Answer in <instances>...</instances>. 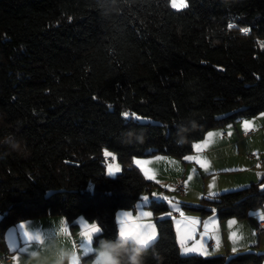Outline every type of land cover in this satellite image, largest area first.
Returning <instances> with one entry per match:
<instances>
[{
    "label": "trees",
    "instance_id": "16d2710c",
    "mask_svg": "<svg viewBox=\"0 0 264 264\" xmlns=\"http://www.w3.org/2000/svg\"><path fill=\"white\" fill-rule=\"evenodd\" d=\"M186 2L0 0V244L19 221L57 216L71 228L79 217L95 222L94 246L115 239L116 212L158 186L134 157L183 159L209 131L264 112V0ZM10 136L23 151L4 143ZM105 148L121 165L114 177ZM179 204L243 220L264 208V177ZM146 206L157 237L143 264L264 262L258 243L183 255L172 218L161 216L169 203Z\"/></svg>",
    "mask_w": 264,
    "mask_h": 264
},
{
    "label": "crops",
    "instance_id": "0c3cea01",
    "mask_svg": "<svg viewBox=\"0 0 264 264\" xmlns=\"http://www.w3.org/2000/svg\"><path fill=\"white\" fill-rule=\"evenodd\" d=\"M245 124L249 125V127L246 128ZM246 130L251 132L249 137L243 136ZM245 142H249V146L251 147L256 146L255 149L253 147L249 148V150L255 151L258 154H250L249 157H245L241 154V146ZM262 142L264 143V112L240 123L209 131L203 139L194 143L193 152L183 159L166 155L134 157L132 159V164L138 167L144 175L145 169H147L149 175L152 177L150 179L148 175H145L147 179L154 181L158 185L168 187H170V184L178 177L176 175H179L181 171H183L184 175L180 180L183 181L186 187L184 195L185 201L190 202L197 200V203H199L204 197L229 191L227 190L230 189L228 188L230 187L229 185H232V189H239L260 181L264 177V168L259 166L261 157H264V152H261L264 151L263 147L261 148ZM196 145H200L201 148L197 149ZM236 146L240 147L238 148V154L233 150ZM236 155H241V158L237 160V162H240V165L236 166V168L230 167V165L234 163L233 157ZM244 159L248 162L247 166L246 164H242ZM137 160L145 163L143 166L138 165L136 163ZM195 167L200 176L205 179L203 187L197 186L194 182L196 181V175L194 173H191V176H189L190 172H194L192 168ZM246 167H249V171L241 179H236L235 177L230 181H225V179L221 177L222 174L235 171L234 169L241 170L246 169ZM208 178H210L211 183L206 185V180ZM166 192H168V190H166ZM144 197H148V200H144ZM156 197L158 196H155L153 191H151V193H144L135 209L118 210L115 214L118 234L121 227L120 221L124 218L126 213H131L133 218H135L140 215L141 211L150 212L152 214L150 220H145L143 222L151 223L155 226V216L151 210L147 208L146 204L151 198L163 199L168 203L169 200L173 199L170 193V198L166 195H159V198ZM177 202L179 203V201ZM170 206L172 210L161 216L172 218L175 236L181 254L183 253L176 228V222L181 219V212H183L184 216L199 222L196 226L194 239L189 240L187 246L191 247L193 244L199 242L202 236H205V226L214 229L210 232L213 238L208 239L205 236L209 253L207 256L231 253L234 252L233 248H236L237 252L238 250L241 251V249L247 248L254 243L257 237L261 242L264 240V238H259L260 235L256 232V225L264 221V219H261V216L264 215V208L251 211L249 217L243 220L236 218L219 220L216 213L203 217L199 213L182 209L180 204L176 203ZM233 220L236 222L235 224L231 223ZM76 223L77 225L71 228L67 220L61 216L19 221L6 229L4 240L0 244V255L9 256L10 264H58V259L61 256L67 257V259L63 261V264H70L73 256L76 257L78 264H87L89 260L83 258L91 254L95 246L92 242L89 244L84 238V227L87 224L89 227L94 225L99 230L100 228L95 222H89L83 217H79ZM233 232L237 233L240 237L236 242L231 238ZM97 233L98 232L91 233L92 240ZM155 233V238L151 242L157 237L156 227ZM28 237H33V239L29 240ZM36 237H39V240L35 239ZM41 241H43V243H41ZM88 249H91V251H88ZM33 253L37 254L35 258H33ZM191 254L197 253L183 255Z\"/></svg>",
    "mask_w": 264,
    "mask_h": 264
},
{
    "label": "snow or ice",
    "instance_id": "6c2138e0",
    "mask_svg": "<svg viewBox=\"0 0 264 264\" xmlns=\"http://www.w3.org/2000/svg\"><path fill=\"white\" fill-rule=\"evenodd\" d=\"M171 6L173 8H183L186 7L187 4L181 3L177 4V0H171ZM127 115V114H125ZM245 127H249V125L245 124ZM197 149H200V145H196ZM111 153L106 152L105 156H110ZM191 159V158H190ZM136 163L138 165L143 166L145 162L137 160ZM114 171H119L118 166L115 168V170L112 168V166H109V174H114ZM145 175H148L151 179L152 177L149 175L147 169H145ZM144 200H148V197H144ZM151 213L146 211H141L140 215L138 217L133 218L131 213H126L124 218L121 219V227L119 229V235L124 237H130V238H136L139 240L143 245L148 246L149 243L155 238V226L151 223H145L143 221L150 220ZM181 219L176 222V228L177 232L179 234V243L181 246V250L183 254H190V253H197L199 255L207 256L209 255L207 246H206V239L205 236L208 239L213 238L210 235V232L213 231V228H210L209 226H205V236H202L200 241L193 244L191 247L187 246V242L189 240L194 239V233L196 230V226L198 225V221L195 219L188 218L184 216L183 212L180 213ZM261 219H264V215L261 216ZM232 224H235L236 222L233 220L231 222ZM93 232H99V229L96 228L94 225L89 227L87 224L84 227V238L88 241L89 244L92 242L91 233ZM29 240H32L33 237H28ZM234 242L238 241L240 237L237 235V233L233 232L232 237ZM35 239L39 240V237H36ZM43 243V241H41ZM88 251H91V249H88ZM233 251H236V248H233ZM70 264H78L77 259L75 256L72 257Z\"/></svg>",
    "mask_w": 264,
    "mask_h": 264
},
{
    "label": "clouds",
    "instance_id": "9594fccd",
    "mask_svg": "<svg viewBox=\"0 0 264 264\" xmlns=\"http://www.w3.org/2000/svg\"><path fill=\"white\" fill-rule=\"evenodd\" d=\"M5 144L13 151H23L22 142L14 137H7ZM52 192V190H49ZM47 194V193H46ZM146 246L136 238L124 237L119 234L115 239L101 238L93 248L91 260L87 264H143ZM37 256L33 253V258ZM83 258V257H82ZM67 257L61 256L58 264H63Z\"/></svg>",
    "mask_w": 264,
    "mask_h": 264
},
{
    "label": "rangeland",
    "instance_id": "374dc122",
    "mask_svg": "<svg viewBox=\"0 0 264 264\" xmlns=\"http://www.w3.org/2000/svg\"><path fill=\"white\" fill-rule=\"evenodd\" d=\"M186 2V0H177V4H181V3H185ZM186 4H187V2H186ZM173 8V7H172ZM184 8V7H183ZM173 9H175V10H179V9H182V8H173ZM246 131H249V130H246ZM246 131H244V132H246ZM254 147V146H253ZM253 147H251V146H249V142H245V143H243V145L241 146V154H243L245 157H249V155L250 154H258L257 152H255V151H250L249 150V148H253ZM256 147V146H255ZM255 147H254V149H255ZM263 147V150H264V143L262 142L261 143V148ZM238 148H240L239 146H236L233 150H234V152H236V154H238ZM106 152H108V153H111V155L110 156H105V153ZM261 152H264V151H261ZM103 154H104V156H105V158H106V173H107V175L108 176H110V177H114L115 175H117L119 172H120V170H121V165H120V163L118 162V160H117V158H116V156H115V154H114V152L113 151H111V150H109V149H104L103 150ZM264 154V153H263ZM187 157V156H186ZM185 158V157H184ZM241 158V155H236L235 157H233V162L234 163H232V165H230V167H233V168H236V166H239L240 165V162H237V160L238 159H240ZM243 159V158H242ZM186 160V159H185ZM184 161V160H183ZM242 164H246V166H247V164H248V162H247V160H245L244 159V162H242ZM112 166V168L115 170V168L118 166V168H119V171H114V174H109V166ZM191 166V165H190ZM257 168V167H256ZM191 169V168H190ZM192 169H194L193 171L194 172H190L189 173V176H191V173H194L195 175H196V181H194L196 184H197V186H199V187H203L204 186V184H205V179H204V177H202V176H200V174H199V172H198V170H196V167L195 168H192ZM235 171H232V172H229V173H226V174H222L221 175V177H222V179H225V181H230L231 179H233V178H235L236 177V179H241L242 177H244V175H246L247 173H248V171H249V167H246V169H241V170H238V169H234ZM183 171H181V173L179 174V175H176V176H178V177H176V176H174V177H176V179H175V181H173L171 184H170V187H168V186H163V185H158V187H155V188H153V192H154V194H155V196H158V197H156V198H159V195H166V196H168L169 197V193L170 194H172V197L171 198H173V199H171V200H169V204L170 205H175L176 203L177 204H179L177 201H185V197H184V195H185V192H184V195H181V194H179L178 193V191L176 190V186H177V184L178 183H180L182 180H180L182 177H183ZM173 180V179H172ZM211 180H210V178H208L207 180H206V185H208L209 183H211L210 182ZM259 182V181H258ZM174 186V187H173ZM230 187H228V188H230V189H227V190H229V191H231V190H238V189H232V185H229ZM173 188V189H172ZM239 189H241V188H239ZM166 190H168V192H166ZM185 191H186V188H185ZM170 198V197H169ZM158 200H160V199H158ZM190 202H198L197 200L196 201H190ZM257 237V236H256ZM259 238H264V235H260L259 236ZM256 243H258V247L257 248H253V250H256V251H258V252H264V240L261 242L259 239H258V237L256 238V240L254 241V243H252L251 245H249V247H247V248H244V249H241L242 251L243 250H249L250 248H251V246L253 245V244H256ZM150 244V243H149ZM239 251V250H238ZM237 252V251H236ZM236 252H231V254L232 253H236ZM214 256H216V255H214Z\"/></svg>",
    "mask_w": 264,
    "mask_h": 264
},
{
    "label": "built area",
    "instance_id": "2783aa9c",
    "mask_svg": "<svg viewBox=\"0 0 264 264\" xmlns=\"http://www.w3.org/2000/svg\"><path fill=\"white\" fill-rule=\"evenodd\" d=\"M251 135L250 131H246L243 133L244 137H249ZM259 166L261 168H264V157H261L260 161H259ZM185 185L183 183V181H181L180 183L177 184L176 186V190L178 191L179 194L184 195L185 192ZM256 232L258 235H264V221L259 222L256 225ZM0 264H10V258L7 255H0Z\"/></svg>",
    "mask_w": 264,
    "mask_h": 264
}]
</instances>
